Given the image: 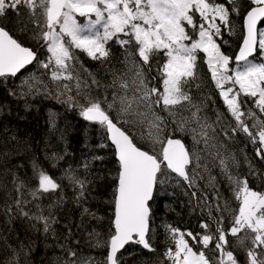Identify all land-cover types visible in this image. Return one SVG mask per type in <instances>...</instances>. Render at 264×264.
<instances>
[{"label":"snow or ice","instance_id":"6c2138e0","mask_svg":"<svg viewBox=\"0 0 264 264\" xmlns=\"http://www.w3.org/2000/svg\"><path fill=\"white\" fill-rule=\"evenodd\" d=\"M9 12L15 13L17 17L27 15L28 22L39 29L35 37L43 41L47 56L43 60L39 59L35 51L23 46L0 26V77H15L35 61L50 74L49 79L57 88V98L67 95V100L63 102L79 107L80 115L85 120L106 128L108 138L114 145L119 171L112 201L113 230L106 241L100 240L98 234L94 236L89 233L93 237L94 247H107L106 257L99 264H124L125 254L122 250L129 244L139 245L150 253L156 251L149 236L152 216L149 202L154 197L157 185L164 184L174 173L191 187L195 180L190 178L188 167L193 160L197 168L201 167L199 151L186 148L181 139L175 137L176 132L191 134L195 144L203 142L205 149H215L209 155L214 160L219 158L221 173L232 186L239 207L228 229L223 226L222 215L214 217L211 214L209 218L216 224L215 232L210 231L208 223L200 225L205 230L202 234L166 226L168 238L174 247L166 249L165 259L170 264H239L237 256L229 250L228 237H238L239 233L244 232L239 242L243 244L245 240L250 241V246H245L247 264H264V192L252 190L246 178L234 175L229 170V161L231 167H238L239 162L234 154L225 155L221 151H226L225 145L217 144L216 136L210 135L209 130L214 133L215 128L207 116L199 115L201 105L193 101L188 90L198 79V53H203L211 79L235 121L230 129H222L225 137L232 139L238 132L245 134L255 145L256 157L264 160V121L253 123L250 127L244 117L256 119L255 114L242 111L244 102L240 99L241 94L252 98L260 113L264 114V63L257 64L249 60L256 53L264 58V0H249L243 14L239 0H226V3L218 0H0V17L7 16ZM232 14L242 16L244 30L242 46L235 57L237 67L234 71L229 67L232 58L221 51V45L217 42L218 38L223 39L225 30L229 33L233 31ZM77 16L84 17L86 22L79 23ZM26 29L27 24L21 30ZM113 39L124 49V62L128 71L121 76L112 73L113 81L105 87L116 89L118 84L123 94H113L111 102H108L107 96L100 100L90 95L91 85L100 86L101 82L92 73H88L91 84L82 78L81 69L84 72L87 69L80 63L77 50L103 66L106 61H111L113 54L107 45ZM188 41L191 43H186ZM160 53L167 58L157 68L162 90L161 87L149 86L150 81L144 71L147 66L148 72H151V62ZM129 73H132L130 83L125 79ZM156 78L152 77L153 80ZM25 83L30 92L48 90V85L38 77H30ZM234 86H238V89ZM130 87L133 89L131 97L127 94ZM196 87L200 85L196 84ZM73 89L75 96L71 94ZM76 97H83L85 103L80 104ZM117 101L120 104L116 109L117 116L111 117L102 105L107 103L108 109H112ZM141 106L147 112H138ZM178 106L182 111L191 112V116H184ZM156 108L172 117L171 122L176 126L171 129L172 135H164L168 125L164 117L156 113ZM129 113L140 117L151 113L153 119L148 122V139L153 145L152 153L138 147L134 138L118 126L121 120L124 123H136L124 119ZM219 120L220 114H217V122ZM140 122L143 123V120ZM209 141H212L211 145ZM156 145H159L158 152L155 151ZM204 168L207 172V165ZM249 169L250 174L256 171L251 162ZM34 171L38 185L29 190L33 200L39 199L41 193L55 192L60 188L53 177L38 170L35 165ZM13 175L17 197L4 209L9 222L19 214L20 217L42 223L43 232L47 234L53 231L54 235L52 225L57 221L51 211L44 215L40 205H37L39 214L26 211L23 205L29 202L23 199L21 191L25 183L22 180L17 183L18 178ZM161 176L165 179H160ZM66 178L79 189L76 202L80 205L88 195L86 186L90 181L80 179L72 172H67ZM209 179L211 181L215 177L210 176ZM216 195L219 201L218 191ZM216 210L226 211L227 204L222 207L217 203ZM84 215L95 214L84 207L81 216ZM71 236L69 228L66 242L59 245L66 253L61 264H98L91 256L79 257L77 250L67 245V239ZM186 237L191 238L192 245H202V248L194 251ZM73 242L79 244L78 240ZM213 244L212 251L216 255L209 258L204 250ZM31 251L30 246L20 242L19 251L12 249L7 264H20V253L23 252L27 257Z\"/></svg>","mask_w":264,"mask_h":264},{"label":"trees","instance_id":"16d2710c","mask_svg":"<svg viewBox=\"0 0 264 264\" xmlns=\"http://www.w3.org/2000/svg\"><path fill=\"white\" fill-rule=\"evenodd\" d=\"M218 2L226 3V0H218ZM248 3L249 0H239L242 14L247 9ZM230 19L234 34L227 36L224 31L223 39H219L218 42L222 52L234 61L242 43L244 30L242 16L232 14ZM25 24H27V29L22 31ZM3 26L15 34V38L21 44L32 48L39 59L46 58L47 53L42 46L43 41H38L35 37L39 29L28 22V19H20L15 13L9 12ZM108 47L111 48L113 55L111 61H106L103 66L99 61H93L77 50L80 63L84 69H87V72L81 69L82 78L91 84V77L88 73H92L101 82L100 86L91 85L90 88V95L101 100L105 96H111L114 92L123 91L119 89L118 84L116 89L105 87L112 83V73L115 72L116 75L121 76L128 71L124 62V49L116 44L115 40L111 41ZM161 65L159 57H154L151 62V72H148L147 66L144 70L150 84L162 89L161 81L157 76V68ZM27 73L30 76L23 80ZM197 74L198 79L188 89L189 93L194 95L195 102L207 109L215 127L219 126L221 129L220 137L225 139L222 129H230L234 126L233 120L219 95V90L211 79L203 53H198ZM154 76L157 77L155 80L152 79ZM30 77H38L48 85V90L30 92L25 83ZM196 84L200 87L197 88ZM66 96L57 98V89L53 88L47 70L40 68L36 63L25 69L18 77H0V264H7L13 248L19 251L20 242L32 248L27 257L23 252L20 253V264H61L62 258H66V253L59 245L66 242L65 238L68 236L69 228L72 236L67 239V245L76 249L79 257L91 256L99 262L106 257L107 247H94L93 237H90L89 233H93L94 236L98 234L100 240L106 241L113 230L114 203L112 201L119 164L106 131L101 130L98 123L85 120L80 115L79 107L63 102ZM76 98L78 100L82 98L85 102L83 97ZM243 102L245 113L251 111L255 117L258 116V108L252 98L243 97ZM209 103L212 105V113L206 106ZM217 114H220L219 122H217ZM246 123L249 124L247 120ZM118 125L134 138L138 147L150 153L153 152L146 143L130 131L125 123L119 122ZM98 131H102L101 136H98ZM167 135H172L171 128L167 130ZM175 137L183 139L189 146L185 136L176 132ZM226 141L240 163L238 167H231L233 174L246 178L252 189L264 192V160L256 157L255 145L240 132L232 139L226 138ZM95 157L103 159H95ZM249 162L256 170L252 174H250ZM85 164L88 165L87 168ZM229 164L231 166V162ZM34 165L60 184V188L55 192L41 193L37 200H33L29 194V190L38 185ZM67 172H72L78 178L90 181L86 186L88 195L80 205L76 202L79 189L66 178ZM13 174L18 178L17 183L21 180L25 183V188L21 191L23 199L29 202L23 205L26 211L39 214L40 209L37 205L43 209L44 215H48L51 211L57 221L52 225L54 235L53 231L45 234L42 223L20 217L19 214L9 222L4 209L17 197ZM175 177L171 173L165 185H157L154 198L150 203L152 216L149 236L156 251L150 253L139 245L131 244L123 252L125 254L124 264H170V261L164 257L166 249L170 246L166 226L172 227L173 225L183 232L191 231L193 234H202L205 230L200 225L208 223L210 231L215 232L216 224L209 218L210 214L214 217L222 215L225 229L231 226L232 216L238 212L239 201L234 197L230 187L222 182L215 189L210 186L206 187L210 183L205 185V189L194 188L178 178L185 184L182 186ZM162 186L165 188L163 189ZM217 191L220 196L219 201ZM193 192L196 193L195 196L192 195ZM217 203L222 207L226 203L227 210L217 212ZM84 207L95 215L82 217ZM34 224L35 228L32 227ZM187 238L192 244L191 238ZM228 239L229 250L236 255L239 254L240 252L233 249L231 236ZM75 240H78L79 244H75L73 242ZM193 247L198 250L202 248V245H193ZM213 247L214 244L204 250L209 258L216 255L212 251ZM128 253L133 254L129 256ZM240 256L244 261V255L240 253Z\"/></svg>","mask_w":264,"mask_h":264},{"label":"rangeland","instance_id":"374dc122","mask_svg":"<svg viewBox=\"0 0 264 264\" xmlns=\"http://www.w3.org/2000/svg\"><path fill=\"white\" fill-rule=\"evenodd\" d=\"M37 11L39 12V9H37ZM24 12L26 13L27 10L25 9ZM0 18H2V17H0ZM19 18H20V19H28V18H27V15H22V16L19 17ZM76 19H77L78 22L81 23V24H84V23L86 22L84 17L77 16ZM93 19H94V17H93ZM198 19H199V18L197 17V20H198ZM57 30H58V29H57ZM189 31L191 32L192 30L189 29ZM233 31H234V30H233ZM233 31H232L231 33H229L227 30H225V34H226L227 36H231V35L234 34ZM193 35H194V37H195V34H193ZM113 40H114V39H113ZM113 40H112V41H113ZM218 40H219V38L217 39V42H218ZM110 42H111V41H109L108 44H109ZM186 43H189V44H190L191 42L188 41V42H186ZM218 43H219V42H218ZM107 46H108V45H107ZM221 51H222V50H221ZM156 57H159V59H160V61H161L162 63H163L164 61H166V59H167V58L163 55V53L158 54ZM249 60H251L252 62L257 63V64H259V63H264V58H262V57L259 55V53H258L257 57H254V58L249 59ZM229 67H230L231 69H233V71H234V70L236 69V67H237L236 62L232 60V62H231V64H230ZM144 71H145V70H144ZM49 75H50V74H49ZM29 76H30V74L27 73V74L23 77V80H24L26 77H29ZM131 77H132V73H129V75L127 76V80L129 81V83L131 82ZM52 84H53V88H54V89H57L56 86H55V84H54L53 82H52ZM149 86H152V85L149 84ZM227 86H228V85H226V87H227ZM234 87H236V88L238 89V86H234ZM161 90H162V89H161ZM132 91H133V89L130 87V88L128 89V93H127L129 97L132 96ZM74 92H75V89H73V92H72L71 94L73 95ZM114 94L122 95V94H123V91H121V92H114ZM189 94L193 97V101L195 102L194 95H192L191 93H189ZM112 95H113V94H112ZM112 95H111V96H107V98H108V102H111V100H112ZM243 97H245V96H243V95L241 94L240 99H241L242 101H243ZM65 99L67 100V96H66ZM221 99H222V98H221ZM76 100L79 101L80 104H84V103H85V102L82 101V98H80L79 100L76 98ZM100 100H101V99H100ZM102 100H104V99H102ZM222 101H223V100H222ZM185 103H187V102H185ZM195 103L200 104V103H198V102H195ZM200 105H201V104H200ZM206 106H207L208 110L211 112V110H212V108H211L212 105L209 103V105L207 104ZM102 107H104L106 110H108V112H110V113L112 114L113 117H116V116H117V111H116V109H118V108L120 107V104H119V101H117V103L114 105V107H113L112 109H108V104H107V103L103 104ZM225 107H226V106H225ZM201 108H202V111L199 113V115H200V116H207V117H208V121H209V123L213 124V127L215 128V132H214V133H213L211 130H209L210 135H215V136H216V143H217V144L223 143V144L225 145V147H226V151H225L224 149H221V151L224 152L225 155H227V154H229V153L233 154V153H232V149H231V147H230L228 141H226V138H225V139H222V138L220 137V136H221V133L219 134V132H220V130H221L220 127H219V126H217L218 128L215 127V124H214L213 121H212V120H213L212 117L208 115V111H207V109H206V108H203L202 105H201ZM178 110L182 111V109H180L179 106H178ZM137 111H138V112H147V110H146L145 108H143L142 106H141L139 109H137ZM155 111H156V113H157L158 115H161V116L164 117L165 122H166V124L168 125V128L165 130V133H164V135L167 136V130H168L169 128L173 129V128L176 127L175 124H173V123L171 122V121H172V117H170V116L168 115V113L160 111L159 108H156ZM192 111H195V109H193ZM242 111H243V105H242ZM258 111H259V114H258V116H256V117H257L256 119H250V118H248L247 116L244 117L245 121L247 120V122L249 123L248 125H249L250 127L253 125V123H257L258 121H264V114L260 113V110H259V109H258ZM211 113H212V112H211ZM182 114H183L184 116H191V112H189V111H182ZM124 119H125V120H128V121H136V123H125V125H127V127L130 129V131L133 132L134 135L137 136V138H138L139 140H141V141H143L144 143H146V144L148 145V147L153 151V145H152L151 141L148 139V134H149L148 122L151 121V120L153 119L151 113H148V114H147L146 116H144V117H140V116H137V115H135V114L129 113L128 115H126V116L124 117ZM141 120H143V123L140 122ZM232 120H233V124L235 125V121H234L233 118H232ZM120 123H123V124H124V121L121 120ZM223 123H224V122H223ZM99 126H100L99 128H100L101 130L106 131V130H105L106 128L102 127L101 125H99ZM193 126H195V125H193ZM227 126H228V125L226 124V127H227ZM153 131H154V129H153ZM253 131H255V129H253ZM177 133H178L179 135L185 136V137L188 139L189 148L191 149V151H192L193 149H195V150L199 151L200 156H201V160H200V165H201V167L197 168V167H196V162H195V160H193V164H192V166L189 168L190 178H194V180H195V183H194L193 187H194V188L205 189L207 186H208V187L210 186L212 189H215L216 186H217L219 183L222 184V182H224V183H225V186L231 188V190H232V192H233V195H234V197H235V193H234V191H233V189H232V186L229 184V182H228L226 176H224V175L221 173V170H220V167H219V158H217V159L214 160L213 157H212L211 155H209V153H210V152H214L215 149H213V148H211V147H209L208 149H205L203 142H201L200 144H195L194 141H193V139H192L191 134H188V133H186V132H177ZM97 134H98V136H101L102 131H98ZM211 143H212V141H209V144H210V145H211ZM155 151H156V152L159 151V145H156V146H155ZM234 156H235V155H234ZM230 162H231V161H229V163H230ZM239 164H240V163H239ZM205 165H207V168H208V171H207V172L205 171V168H204ZM229 170L232 172V168H231V166H230V169H229ZM232 173H233V172H232ZM237 175H238V174H237ZM210 176L215 177V179L210 181V179H209ZM238 176H239V175H238ZM239 177H240V176H239ZM175 178L180 182V184H181L182 186H185V184H184L183 182H181L177 177H175ZM241 178H242V176H241ZM162 179H165V178L162 177ZM167 179H168V178H167ZM167 179H166V181H167ZM165 183H166V182H165ZM165 183H164L163 185H165ZM207 183H210V184L206 185ZM186 184H188V183L186 182ZM248 184H249V183H248ZM205 185H206V187H205ZM186 186H187V185H186ZM249 187L251 188L250 185H249ZM162 188L164 189L165 187L162 186ZM251 189H252V188H251ZM252 190L256 191L255 189H252ZM237 201H238V200H237ZM172 227H173V228H178V227L173 226V225H172ZM178 229H179V228H178ZM179 230H181V229H179ZM244 235H245V233H244V232H241V233H239V236H238V237H231V241H232V246H233L234 251H238V252L242 253L244 256H246V253H245V246H249L250 241L245 240L243 244H241V243L239 242V238L244 237ZM186 239H188V238L186 237ZM167 240H168L170 246L174 247V246L172 245L171 241L169 240V238H167ZM189 243H190V241H189ZM190 245H192V244L190 243ZM192 246H193V245H192ZM200 246H201V245H200ZM193 250H194V251H197L194 247H193ZM240 253L237 254V255H236V254H234V255H236V256L238 257L237 259H238V261H239V264H246L245 261H243V260L241 259ZM240 259H241V260H240ZM96 261L99 263V260H96Z\"/></svg>","mask_w":264,"mask_h":264},{"label":"water","instance_id":"95a60500","mask_svg":"<svg viewBox=\"0 0 264 264\" xmlns=\"http://www.w3.org/2000/svg\"><path fill=\"white\" fill-rule=\"evenodd\" d=\"M1 26V25H0ZM7 30V29H6ZM10 35H12L11 33H10ZM14 38V37H13ZM16 39V38H15ZM17 40V39H16ZM18 41V40H17ZM19 42V41H18ZM20 43V42H19ZM23 45V44H22ZM24 46V45H23ZM241 46H242V43H241ZM240 46V47H241ZM26 47V46H25ZM29 48V47H28ZM32 49V48H31ZM240 49V48H239ZM34 51V50H33ZM238 53H239V50H238V52H237V54L236 55H238ZM257 54V53H256ZM256 54H254L253 56H251V57H249V59L250 58H252V57H254V56H256ZM38 56V55H37ZM35 63V61L32 63V64H30V65H27L24 69H22L15 77H18L26 68H28V67H30L31 65H33ZM9 77H11V76H9ZM120 127V126H119ZM123 130V129H122ZM108 134V133H107ZM109 139V138H108ZM180 139V138H179ZM181 141H182V143H184L185 144V146H186V148H188V146L186 145V143L181 139ZM109 142L111 143V140L109 139ZM112 145V144H111ZM113 146V148H114V145H112ZM142 149V148H141ZM114 150H115V148H114ZM142 150H144V149H142ZM117 159V158H116ZM191 165V164H190ZM189 165V166H190ZM174 174V173H173ZM154 194H155V192H154ZM154 198V197H153ZM153 200V199H152ZM152 200L149 202V203H151L152 202ZM150 226H151V220H150ZM130 245V244H129ZM128 245H126L125 246V249H126V247H127ZM125 249H123L122 250V252L125 250Z\"/></svg>","mask_w":264,"mask_h":264},{"label":"flooded vegetation","instance_id":"af4514ba","mask_svg":"<svg viewBox=\"0 0 264 264\" xmlns=\"http://www.w3.org/2000/svg\"><path fill=\"white\" fill-rule=\"evenodd\" d=\"M6 17L7 16H5V17H2V18H0V24L3 26V23L5 22V20H6ZM4 27V26H3ZM5 28V27H4ZM5 29H7V28H5ZM8 30V29H7ZM9 31V30H8ZM10 32V31H9ZM13 36L15 35V34H13L12 32H10ZM15 37V36H14ZM257 191V190H256ZM259 192V191H258ZM249 246H250V243H249ZM245 257V262H246V264H247V259H246V256H244Z\"/></svg>","mask_w":264,"mask_h":264},{"label":"bare ground","instance_id":"6f19581e","mask_svg":"<svg viewBox=\"0 0 264 264\" xmlns=\"http://www.w3.org/2000/svg\"><path fill=\"white\" fill-rule=\"evenodd\" d=\"M122 128V127H121ZM123 129V128H122ZM124 130V129H123Z\"/></svg>","mask_w":264,"mask_h":264}]
</instances>
